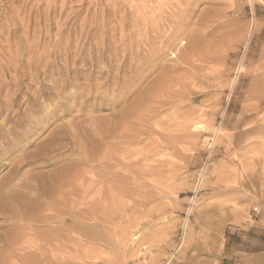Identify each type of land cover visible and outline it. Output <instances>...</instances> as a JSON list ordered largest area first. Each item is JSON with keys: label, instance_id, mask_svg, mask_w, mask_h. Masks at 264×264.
Here are the masks:
<instances>
[{"label": "rangeland", "instance_id": "1", "mask_svg": "<svg viewBox=\"0 0 264 264\" xmlns=\"http://www.w3.org/2000/svg\"><path fill=\"white\" fill-rule=\"evenodd\" d=\"M0 90V264H264V0H0Z\"/></svg>", "mask_w": 264, "mask_h": 264}, {"label": "bare ground", "instance_id": "2", "mask_svg": "<svg viewBox=\"0 0 264 264\" xmlns=\"http://www.w3.org/2000/svg\"><path fill=\"white\" fill-rule=\"evenodd\" d=\"M0 91H1V90H0ZM32 100H33V99H32ZM33 104H34V103H33ZM4 105H5V104H4ZM11 105H12V104H11ZM9 106H10V105H9ZM7 108H9V107L7 106ZM2 109H4V108H2ZM5 109H6V108H5ZM7 110H8V109H7ZM7 110H6V111H7ZM2 111H3V110H2ZM2 113H3V112H2ZM1 115H2V114H1ZM24 115H25V114H24ZM26 117H27V116H26ZM29 117H30V115H29ZM7 118H8V117H7ZM5 119H6V118H5ZM8 119H9V118H8ZM8 119H7V120H8ZM11 119H12V118H11ZM7 120H6V122H7ZM9 121H10V119H9ZM79 126H80V125H79ZM12 127H13V126H12ZM23 129H24V128H23ZM17 130H18V129H17ZM13 132H14V131H13ZM81 133H83V132H81ZM88 133H89V132H88ZM104 133H105V132H104ZM104 133H103V135H104V137H105V134H104ZM59 134H60V133H59ZM70 134H71V132H70ZM76 134H77V133H76ZM93 134H94V133H93ZM95 134H96V133H95ZM89 135H90V134H89ZM89 135H88V136H89ZM72 136H73V135H72ZM86 136H87V133H86ZM93 136H94V138L96 139V137L98 136V134H97L96 137H95V135H93ZM93 136H92V137H93ZM101 136H102V135H101ZM101 136H100V137H101ZM118 137H119V136H118ZM118 137H117V138H118ZM48 138H49V137H48ZM68 138H69V137H68ZM87 138H88V137H87ZM115 138H116V137H115ZM75 139H76V138H75ZM88 139H89V138H88ZM98 139H99V137H97V140H98ZM89 140L91 141L92 138L89 139ZM89 140H86V141H89ZM93 140H94V139H93ZM69 141H70V140H69ZM82 141H83V140H82ZM98 141H99V140H98ZM98 141H97V142H98ZM53 142H54V141H53ZM57 142H58V141H57ZM76 142H77V141H76ZM95 142H96V140H95ZM57 144H58V143H57ZM57 144H53V145H52V146H53V149H54V147H55V148L58 147ZM74 144H75V143H74ZM78 144H79V143H78ZM85 144H86V142H85ZM89 144H91V142H90ZM103 144H104V143H103ZM61 145H62V144H61ZM65 145L67 146V144H65ZM70 145H71V143H70ZM79 146H80V145H79ZM81 146H82V145H81ZM84 146H85V145H84ZM67 147H68V146H67ZM69 147H70V146H69ZM72 147H73V146H71V148H72ZM82 147H83V146H82ZM59 148H60V147H59ZM73 148H74V147H73ZM73 148H72V150H73ZM77 148H78V147H77ZM79 148H81V147H79ZM46 149H47V148H46ZM84 149H85V148H83V150H84ZM51 151H52V150H51ZM53 151H54V150H53ZM53 151H52V152H53ZM74 151H75V150H74ZM76 151H77V150H76ZM76 151H75V152H76ZM87 151H88V148H87ZM49 152H50V151H49ZM77 152H78V151H77ZM53 153H54V152H53ZM79 153H81V151H80ZM82 153H83V152H82ZM85 153H86V152H85ZM71 154L73 155V153H71ZM77 154H78V153H77ZM87 155H88V154H87ZM39 156H40V155H39ZM43 156H44V155H43ZM79 156H80V155H79ZM83 156H84V155H83ZM85 156H86V155H85ZM43 158H44V157H43ZM83 158H84V157H83ZM87 158H88V157H87ZM87 158H86V159H87ZM84 159H85V158H84ZM87 160H88V159H87ZM87 160H86V162H87ZM84 162H85V161H84ZM114 162H115V160H114ZM118 163H120V162H118ZM39 164H40V163H39ZM114 164H116V165L118 166L117 162H115ZM83 165H86V164L83 163ZM116 165H115V166H116ZM86 166H87V165H86ZM86 166H85V168H86ZM119 166H120V165H119ZM83 167H84V166H83ZM110 167H111V165H110ZM112 168H115V167L113 166ZM119 168H120V167H119ZM83 169H84V168H83ZM86 169H87V168H86ZM84 171H85V170H84ZM108 176H109V175H108ZM116 176H117V174H116ZM120 176H121V175H120ZM120 176H117V177H120ZM111 177H113L112 179H117V181L120 180V179H118V178H114V175H112ZM122 178H123V177H122ZM114 181H116V180H114ZM117 181H116V182H117ZM121 181H122V180H121ZM30 187H31V186H30ZM27 189H28V188H27ZM31 189H32V187H31ZM29 190H30V189H29ZM2 196H3V195H2ZM2 196H0V197H2ZM6 196H7V195H6ZM6 196H5V197H6ZM23 196H24V195H23ZM26 197H27V196H25V198H26ZM2 198H3V197H2ZM2 198H1V199H2ZM13 198L15 199V198H17V197H13ZM13 198H11V199L13 200ZM29 198H30V197H29ZM83 198H84V197H83ZM1 199H0V206H1V207H0V215H5V216L8 215L9 217H13V216H15V217H18V219H19V217H20L19 214L22 213L21 210H19V209L16 210V208H15V210H14V209H13V210H10L9 208H8L9 210H7V207H8V206L6 207V202H5V200H4V199L1 200ZM11 199H9V200H11ZM31 199H32V198H31ZM16 200H17V199H16ZM24 200H25V199H24ZM28 200H29V199H28ZM34 200H35V199H34ZM34 200L32 199V202H34ZM14 201H15V200H14ZM18 201H19V200H18ZM18 201H17V202H18ZM22 201H23V200H22ZM25 201H27V200H25ZM29 201H30V200H29ZM10 202H11V201H10ZM12 202H13V201H12ZM12 202H11V204L14 203V202H13V203H12ZM17 202L14 203V206L16 205ZM20 202H21V201H20ZM20 202H19V204H20ZM27 202H28V201H27ZM27 202H25V204H26ZM29 203H31V201H30ZM85 203H86V202H85ZM19 204H18V205H19ZM82 204H83V203H82ZM86 204H87V203H86ZM8 205H10V204H8ZM18 205H16V206L18 207ZM20 205H21V204H20ZM22 205H23V204H22ZM2 206H3V207H2ZM16 206H15V207H16ZM24 206H25V205H24ZM26 206L28 207V204H27ZM30 206H31V205H30ZM86 206H87V205H86ZM86 206H85V207H86ZM27 207H26V209H27ZM10 208H11V207H10ZM24 208H25V207H23V209H24ZM86 208H87V207H86ZM11 209H12V208H11ZM20 209H22V208H20ZM23 209H22V210H23ZM28 209H29V208H28ZM83 209H84V208H83ZM24 210H25V209H24ZM65 210H66V209H65ZM65 210L63 209V211H65ZM68 210H69V209H68ZM18 211H20L21 213H18ZM70 211H71V210H70ZM72 211H73V210H72ZM80 211H82V209H81ZM84 211H86V210H84ZM61 212H62V211H60V213H61ZM32 213H33V212H32ZM54 213H56V212H54ZM78 213H79V212H78ZM22 214H23V213H22ZM81 214H82V213H81ZM16 215H17V216H16ZM53 215H54V214H53ZM55 215H57V213H56ZM73 215H74V214H73ZM73 215H72V216H73ZM79 215H80V214H79ZM23 216H24V215H23ZM51 216H52V215H50V217H51ZM76 216H77V215H76ZM76 216H75V217H76ZM81 216H82V215H81ZM87 216H88V214H87ZM6 217H7V216H6ZM21 217H22V215H21ZM24 217H25V216H24ZM24 217H22V218H24ZM50 217H49L47 220H49ZM56 217H57V216H56ZM51 218H54V217H51ZM76 218H77V217H76ZM84 218H85V217H84ZM84 218H83V219H84ZM89 218H91V217L89 216ZM6 219H7V218H6ZM10 219H11V218H10ZM54 219H56V218H54ZM66 219H67V218H66ZM83 219H81V220L83 221ZM86 219H87V218H86ZM26 220H27V219H26ZM30 220H31V219H30ZM45 220H46V218H45ZM45 220H43V221H45ZM47 220H46V221H47ZM50 220H52V219H50ZM52 221H53V220H52ZM55 221H56V220H54V222H55ZM85 221H87V220H85ZM48 222H49V221H48ZM80 222H81V221H80ZM49 223H50V222H49ZM55 223H56V222H55ZM86 223H87V222H86ZM50 224H52V223H50ZM59 225H60V224H59ZM79 225H80V224H79ZM74 226H75V225H74ZM82 226H84V225H82ZM60 227H61V226H60ZM60 227H59V228H60ZM70 227H71V226H70ZM62 228H63V227H62ZM65 228H66V227H65ZM74 228H75V227H74ZM81 228H82V227H81ZM17 230H18V229H17ZM20 230H21V229H20ZM65 230H66V229H65ZM79 230H80V229H79ZM86 231H88V230L86 229ZM86 231H84V232H86ZM20 232H22V231H20ZM89 232H90V231H88V233H89ZM90 233H91V232H90ZM81 234H83V233H81ZM18 235H19V234H18ZM20 236H21V235H20ZM84 236H85V235H84ZM21 237H22V236H21ZM85 237H87V236H85ZM85 237H84V239H85ZM87 238H89V237H87ZM23 240L25 241L24 238H23ZM23 240H22V241H23ZM71 240H72V239H71ZM15 241H16V240H15ZM18 241H19V240H18ZM22 241H21V243H23ZM69 241H70V240H69ZM81 241H82V240H81ZM84 242H85V240H84ZM14 243H15V242H14ZM14 243H13V244H14ZM21 243H19V244L21 245ZM71 243H72V242H71ZM17 244H18V243H17ZM19 244H18V245H19ZM72 244H73V243H72ZM72 244H71V245H72ZM14 245H16V244H14ZM18 245H17V247H18ZM20 245H19V247H20ZM67 246H68V245H67ZM69 246H70V244H69ZM13 247H14V246H13ZM32 247H33V246H31L30 249L36 248V247H33V248H32ZM21 248H22V247H21ZM27 248H28V247H27ZM37 248H38V247H37ZM67 248H68V247H67ZM69 248H70V247H69ZM10 249H11V248H10ZM22 249H23V248H22ZM28 249H29V248H28ZM38 249H39V248H38ZM11 250H13V249H11ZM16 250H17V248H16ZM18 250H19V249H18ZM25 250H26V249H25ZM21 251H22V250H21ZM23 251H24V250H23ZM34 251H35V250H34ZM40 251H41V250H39V251H37V252L39 253ZM19 252H20V250H19ZM37 252H36L35 255H37ZM10 253H11V252H10ZM13 253H14V252H13ZM22 253H24V252H22ZM30 253H32V252H30ZM14 254H15V253H14ZM16 254H17V253H16ZM17 255H18V254H17ZM39 256H40V257L43 256L42 253L39 254V255H37L36 257L39 258ZM33 257H34V256H33ZM34 258H35V257H34ZM43 258H44V257H43ZM39 259H40V258H39ZM35 260H37V259H35ZM40 260H41V259H40ZM38 261H39V260H38ZM41 261H42V260H41ZM43 261H44V260H43ZM47 261H48V260H47ZM29 262H31V261H28V263H29ZM35 262H37V261H35ZM69 262H70V261H69ZM13 263H14V262H13ZM31 263H32V262H31ZM37 263H38V262H37ZM43 263H44V262H43ZM46 263H49V261L46 262ZM66 263H67V262H66ZM34 264H35V263H34ZM38 264H39V263H38ZM40 264H41V263H40ZM67 264H69V263H67ZM71 264H72V263H71Z\"/></svg>", "mask_w": 264, "mask_h": 264}]
</instances>
